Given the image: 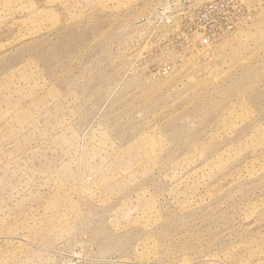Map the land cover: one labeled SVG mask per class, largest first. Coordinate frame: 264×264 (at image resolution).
Segmentation results:
<instances>
[{
  "label": "rangeland",
  "instance_id": "rangeland-1",
  "mask_svg": "<svg viewBox=\"0 0 264 264\" xmlns=\"http://www.w3.org/2000/svg\"><path fill=\"white\" fill-rule=\"evenodd\" d=\"M0 264H264V0H0Z\"/></svg>",
  "mask_w": 264,
  "mask_h": 264
}]
</instances>
